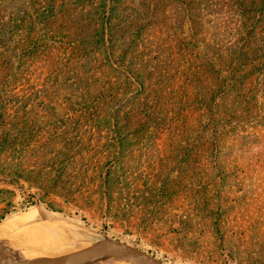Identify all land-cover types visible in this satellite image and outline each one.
I'll use <instances>...</instances> for the list:
<instances>
[{"label":"rangeland","instance_id":"obj_1","mask_svg":"<svg viewBox=\"0 0 264 264\" xmlns=\"http://www.w3.org/2000/svg\"><path fill=\"white\" fill-rule=\"evenodd\" d=\"M22 1L10 0L11 9ZM129 1L128 15L137 17L141 11L144 21L149 19L170 34L177 32L175 45L183 46V17L170 19L167 13L174 7L170 0ZM67 2L74 18L75 0ZM67 31L62 26L48 44L42 39L39 48H45L37 59L28 52V58L21 59V36L11 41L7 54L10 68L2 80L8 89L24 94L19 96L21 103L15 101L13 113L18 114L26 145L12 153L10 172L0 176V207L11 203V212L0 225L25 212L35 216L6 232L0 250L12 257L42 252L56 256L116 239L168 264H264L262 77L252 85L250 109L225 142L208 147L204 103L190 95L174 110L171 106L163 111L168 116L160 120L158 145L136 147L129 162L118 167L101 159L105 152L101 135L94 141L80 139L86 122L78 121L77 95L91 83L86 79L75 84L72 79L76 70L70 55L78 52L71 41L76 34L69 39ZM257 55L264 59V51ZM180 64V69L186 68L183 59ZM109 170L113 182L103 189L101 177ZM118 175L126 179L120 183ZM45 224L60 228L62 241L41 233L38 227ZM104 258L81 264L111 259ZM115 259L119 258L111 260Z\"/></svg>","mask_w":264,"mask_h":264},{"label":"trees","instance_id":"obj_2","mask_svg":"<svg viewBox=\"0 0 264 264\" xmlns=\"http://www.w3.org/2000/svg\"><path fill=\"white\" fill-rule=\"evenodd\" d=\"M168 2L174 6L167 13L170 19L183 17L182 47H176L177 32L170 34L149 19L144 21L141 11L137 17L128 15L129 0H75L74 18L67 0H23L13 10L10 0H0V176L10 172L12 153L26 145L18 114L13 113L24 94L8 89L2 80L10 68L11 41L21 36V59L36 58L45 48H39L41 40L47 38V44L56 40L62 26L69 39L76 34L71 40L78 52L70 55L76 70L72 79L75 84L86 79L91 83L77 95L78 121L86 122L80 139L94 141L101 135L104 163L123 166L136 147L158 145L160 120L168 116L163 111L171 106L174 110L190 95L204 103L208 147L228 139L234 124L250 109L252 85L260 77L264 92V59L257 55L264 51V0ZM182 59L185 69L179 67ZM174 65L178 69L172 73ZM111 173L101 177L103 189L113 182ZM117 178L120 183L126 179ZM10 204L0 207V222L10 214Z\"/></svg>","mask_w":264,"mask_h":264},{"label":"water","instance_id":"obj_3","mask_svg":"<svg viewBox=\"0 0 264 264\" xmlns=\"http://www.w3.org/2000/svg\"><path fill=\"white\" fill-rule=\"evenodd\" d=\"M98 257H115L133 261L135 264H168L155 255L128 243L109 239L92 246L56 256H36L32 258L2 257L0 264H81Z\"/></svg>","mask_w":264,"mask_h":264},{"label":"bare ground","instance_id":"obj_4","mask_svg":"<svg viewBox=\"0 0 264 264\" xmlns=\"http://www.w3.org/2000/svg\"><path fill=\"white\" fill-rule=\"evenodd\" d=\"M35 215L33 214V213H31V212H25V213H22V214H19V215H16V216H14V217H12V218H10V219H8V220H6V221H4L1 225H0V238L6 233V232H8V231H10V230H12L13 228H15V227H17V225L19 224L20 225V223H22L23 221L25 222V221H28V220H31V219H33V217H34ZM23 222V223H24ZM46 222V221H45ZM64 222V221H63ZM22 223V224H23ZM47 223H49V221H47ZM66 223V222H65ZM52 224H54V222L52 223ZM42 225V224H41ZM40 225V227H38L39 229H40V232L41 233H43L45 236H49L50 237V240L52 239V240H57V239H61V241H62V234H61V230H60V228H58V227H55V226H52V225H44V226H41ZM59 225V224H58ZM60 225H61V223H60ZM33 226V225H32ZM35 226V225H34ZM74 227H76V226H74ZM38 228H37V230H38ZM35 229V228H34ZM31 230V229H30ZM29 230V231H30ZM17 231V230H16ZM23 231V230H22ZM25 232V231H24ZM31 232H33V231H31ZM38 232H39V230H38ZM7 234V233H6ZM25 233H23V235H24ZM27 234V233H26ZM36 234V233H35ZM61 234V235H60ZM38 235V234H37ZM43 235V236H44ZM11 236V235H10ZM14 236V235H13ZM30 236V235H29ZM33 237V236H32ZM62 237V238H61ZM10 238V237H9ZM35 240H37L36 239V237H35ZM46 240V239H45ZM28 241V240H27ZM40 241H41V239H40ZM58 241H60V240H58ZM60 241V242H61ZM10 242V241H9ZM36 242V241H35ZM43 242V241H42ZM46 242H48L49 244H50V242L47 240ZM45 242V243H46ZM38 243H39V241H38ZM57 243L58 242H55V244L57 245ZM10 244V243H9ZM39 244H41V243H39ZM43 244H44V242H43ZM48 244V245H49ZM52 244V243H51ZM50 244V245H51ZM42 245V244H41ZM45 245V244H44ZM47 245V244H46ZM68 245V244H67ZM1 246V245H0ZM3 247V246H2ZM37 247V246H36ZM35 247V248H36ZM44 247V246H43ZM47 247H50V246H47ZM53 246H51L50 248H52ZM59 247V246H58ZM55 248H57V247H55ZM70 248V247H69ZM3 249V248H2ZM34 249V248H33ZM37 249V248H36ZM41 249H42V247H41ZM47 249H49V248H47ZM79 249V248H78ZM51 250V249H50ZM71 250V249H70ZM35 252V251H34ZM13 253V252H12ZM30 253V252H29ZM54 252H42V253H31V254H14V258H22V257H27V258H32V257H36V256H54V255H52ZM58 253V252H57ZM55 255H56V252H55ZM0 256H2V257H11V256H9V253H6V251H1L0 250ZM107 258H111V259H113V258H115V257H106V258H104V259H107ZM102 260V261H96V262H94V264H135L133 261H129V260H123V259H115V260ZM87 264V263H86Z\"/></svg>","mask_w":264,"mask_h":264}]
</instances>
